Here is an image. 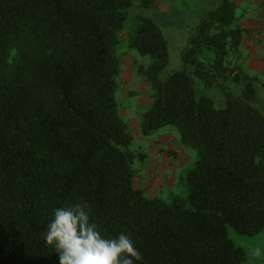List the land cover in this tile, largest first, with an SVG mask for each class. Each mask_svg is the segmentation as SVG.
Masks as SVG:
<instances>
[{
	"label": "trees",
	"instance_id": "trees-1",
	"mask_svg": "<svg viewBox=\"0 0 264 264\" xmlns=\"http://www.w3.org/2000/svg\"><path fill=\"white\" fill-rule=\"evenodd\" d=\"M159 0H138L141 7ZM135 0H0V264H59L45 242L56 208L86 205L101 234L128 235L134 264H246L230 230H264V81L234 61L245 27L215 0L166 76L169 39ZM149 56L151 135L175 125L197 149L184 193L147 195L134 180L133 134L120 112L123 41Z\"/></svg>",
	"mask_w": 264,
	"mask_h": 264
},
{
	"label": "rangeland",
	"instance_id": "rangeland-1",
	"mask_svg": "<svg viewBox=\"0 0 264 264\" xmlns=\"http://www.w3.org/2000/svg\"><path fill=\"white\" fill-rule=\"evenodd\" d=\"M214 3L215 0H159L157 6L145 8L139 6L138 0H135L127 25L135 22L138 14L151 16L162 25L169 39V62L162 73L166 76L183 67L182 52L188 38L203 16L200 14L204 7L208 9ZM242 10L243 7L239 5L238 20L241 24L244 18ZM239 49L243 47L240 45ZM118 52L123 61L118 98L120 112L129 122L133 134L130 147L136 152L135 184L143 188L147 195H158L166 199L174 192L184 193L185 187L180 182V175L195 165L198 159L197 149L181 143L180 133L175 125L161 127L151 135L142 133V113L153 101L154 89L147 77L139 72L138 67L148 65L151 58L140 54L136 48H130L127 38ZM240 65L248 73L257 75L264 81V73ZM258 88V104L264 111V86L259 84ZM230 234L237 244L245 247L246 264H264V230L257 235L248 236L231 229Z\"/></svg>",
	"mask_w": 264,
	"mask_h": 264
},
{
	"label": "clouds",
	"instance_id": "clouds-1",
	"mask_svg": "<svg viewBox=\"0 0 264 264\" xmlns=\"http://www.w3.org/2000/svg\"><path fill=\"white\" fill-rule=\"evenodd\" d=\"M85 207L75 203L53 211L44 238L58 254L59 264H134L142 259L128 235L103 236Z\"/></svg>",
	"mask_w": 264,
	"mask_h": 264
},
{
	"label": "crops",
	"instance_id": "crops-1",
	"mask_svg": "<svg viewBox=\"0 0 264 264\" xmlns=\"http://www.w3.org/2000/svg\"><path fill=\"white\" fill-rule=\"evenodd\" d=\"M236 1L243 7L242 25L245 27V32L241 42L243 49L233 54V59L248 69L264 73V0ZM206 10L204 7L200 16Z\"/></svg>",
	"mask_w": 264,
	"mask_h": 264
}]
</instances>
